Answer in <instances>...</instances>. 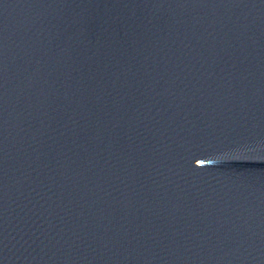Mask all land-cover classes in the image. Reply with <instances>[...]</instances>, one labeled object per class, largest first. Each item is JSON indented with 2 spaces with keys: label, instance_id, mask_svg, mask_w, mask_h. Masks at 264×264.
Returning <instances> with one entry per match:
<instances>
[{
  "label": "water",
  "instance_id": "1",
  "mask_svg": "<svg viewBox=\"0 0 264 264\" xmlns=\"http://www.w3.org/2000/svg\"><path fill=\"white\" fill-rule=\"evenodd\" d=\"M0 264H264V0H0Z\"/></svg>",
  "mask_w": 264,
  "mask_h": 264
}]
</instances>
